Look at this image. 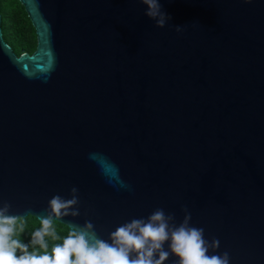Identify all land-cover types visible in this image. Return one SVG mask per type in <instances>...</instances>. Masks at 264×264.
Segmentation results:
<instances>
[{"label": "water", "instance_id": "95a60500", "mask_svg": "<svg viewBox=\"0 0 264 264\" xmlns=\"http://www.w3.org/2000/svg\"><path fill=\"white\" fill-rule=\"evenodd\" d=\"M17 2L35 47L16 56L0 31L8 214L39 221L76 187L80 215L54 222L109 241L187 208L209 255L264 264V0H159L163 28L139 0Z\"/></svg>", "mask_w": 264, "mask_h": 264}, {"label": "clouds", "instance_id": "9594fccd", "mask_svg": "<svg viewBox=\"0 0 264 264\" xmlns=\"http://www.w3.org/2000/svg\"><path fill=\"white\" fill-rule=\"evenodd\" d=\"M139 2L146 6L144 15L163 28L170 17L162 11L159 0ZM78 205L76 187L70 189L69 199L54 195L44 210L45 216L39 218L40 227L32 231L30 243L25 244L19 238L25 231V221L9 215L11 205L0 200V264H164L170 255L177 258L175 264H229L227 251L209 255L210 250L215 253L219 248L220 241L205 239L204 229L190 224L187 208L182 209L184 217L179 224L174 214L163 208L155 209L147 218L132 219L109 234L110 242L100 239L95 225L88 220L68 230L62 242L49 252L46 238L61 239L54 221L79 216Z\"/></svg>", "mask_w": 264, "mask_h": 264}, {"label": "trees", "instance_id": "16d2710c", "mask_svg": "<svg viewBox=\"0 0 264 264\" xmlns=\"http://www.w3.org/2000/svg\"><path fill=\"white\" fill-rule=\"evenodd\" d=\"M0 31L3 41L11 48L12 52L18 56L21 51L30 54L35 47V35L33 28L20 4L17 0H0ZM25 221V231L21 233L20 239L23 243L29 244L31 240V233L40 227L39 221L33 217L26 216L20 218ZM54 226L60 240L53 241L46 238L49 244V252L52 246L61 243L62 239L68 234V228L54 222ZM29 247V251H32ZM42 253L43 250H39ZM20 254L19 252L17 253Z\"/></svg>", "mask_w": 264, "mask_h": 264}]
</instances>
